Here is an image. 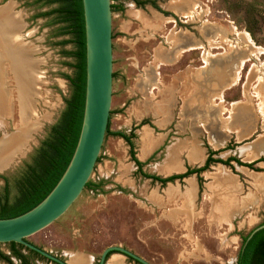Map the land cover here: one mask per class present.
I'll list each match as a JSON object with an SVG mask.
<instances>
[{"label":"rangeland","instance_id":"374dc122","mask_svg":"<svg viewBox=\"0 0 264 264\" xmlns=\"http://www.w3.org/2000/svg\"><path fill=\"white\" fill-rule=\"evenodd\" d=\"M150 2L110 0L113 75L108 131L132 134V154L146 174L164 177L201 166L209 149L214 159L233 157L253 162L251 167L233 160L229 165L211 162L198 175L160 184L141 176L127 143L107 133L88 178L98 186L84 187L62 215L27 239L64 261L69 248L82 247L93 252L96 264L104 247L119 245L150 264H234L241 238L264 222V152L256 156L264 151V112L254 107L262 118L261 131L253 113L252 128L241 135L235 130L236 138L227 134L216 109H210L218 97L227 99L235 92L216 97V88L205 84L203 98L209 108L203 115H184L179 111L182 94L174 91L163 103L167 108L173 100L172 115L157 116L155 88L163 89L172 74L178 84L177 72L185 61L198 56L206 69L219 52H230L239 43L250 46L254 59L263 57L250 75L264 76V0ZM58 6L51 0H0V156L12 152L9 162L0 166V205L16 202L27 166L71 94L65 76L72 78L75 72L74 35L62 29L66 22L55 19L52 10ZM221 33L233 34L235 40L222 42ZM187 35L199 37L203 44L190 45L200 47L198 53L181 57L185 43L180 40ZM173 47L179 53L176 65L155 62ZM212 73L222 79L218 70ZM256 142L250 153L242 154ZM0 250L7 254V243H0ZM28 257V264H52Z\"/></svg>","mask_w":264,"mask_h":264},{"label":"water","instance_id":"95a60500","mask_svg":"<svg viewBox=\"0 0 264 264\" xmlns=\"http://www.w3.org/2000/svg\"><path fill=\"white\" fill-rule=\"evenodd\" d=\"M81 8L85 83L81 123L73 152L54 186L36 205L19 215L0 218V243H17L56 264L68 263L33 244L27 237L62 215L84 188L102 145L111 99L110 0H81ZM262 227L264 222L253 227L247 238ZM110 251L127 256L139 264H150L119 245L104 247L96 264H103Z\"/></svg>","mask_w":264,"mask_h":264},{"label":"trees","instance_id":"16d2710c","mask_svg":"<svg viewBox=\"0 0 264 264\" xmlns=\"http://www.w3.org/2000/svg\"><path fill=\"white\" fill-rule=\"evenodd\" d=\"M51 1L59 3L58 8L52 10L57 13V18H55L57 22H66L67 26L62 29L74 35L72 42L75 44V50L71 54L76 58V62L72 66L74 67L75 72L72 78L65 76V79L68 81L72 90L70 96L65 99V108L62 111L59 120L57 123L50 126L47 137L44 139L42 145L37 148L36 155L32 158V165L27 166L29 173L25 175V186L20 190L16 202L11 206H7L5 201H3L0 205V218L13 217L29 210L50 191L70 159L80 128L85 83L84 29L81 0ZM132 1L136 5H141L144 2L152 4L150 0ZM111 7L112 6L110 5V8ZM153 7L156 8V6ZM107 133H111L108 131V121L105 130V134ZM111 134L121 137L127 143L129 146L130 159L137 166L138 173L141 176L149 178L152 181H157L160 184L172 182L176 179L180 180L191 174L198 175V173L205 170L211 162H220L224 165H229V162L233 160L238 165L246 167H251L253 163L240 162L233 157H228L225 160L218 158L214 159L211 155L215 152L209 149L201 166L186 167L181 173L171 174L164 177L154 174H146L141 171V163L132 154L130 141L132 134L127 135L119 131L112 132ZM263 159L264 157L260 160ZM97 161L98 156L96 158V162ZM198 181L200 182L199 178ZM97 186L98 184H90L88 180L84 185V187L91 188ZM3 198H5V196ZM247 234L241 238L234 264H264V227L253 232L249 238H247ZM7 248L9 251L7 254L0 251V261H3L5 264H13L11 257L15 258L19 264H28V256L31 258L33 257L32 259H40L50 262L37 253L14 242H7ZM24 251L29 255L25 254L26 252ZM111 252L114 251L108 252L107 255ZM128 259L132 260L131 258ZM133 262L139 264L135 261ZM51 263L56 264L54 262Z\"/></svg>","mask_w":264,"mask_h":264},{"label":"crops","instance_id":"0c3cea01","mask_svg":"<svg viewBox=\"0 0 264 264\" xmlns=\"http://www.w3.org/2000/svg\"><path fill=\"white\" fill-rule=\"evenodd\" d=\"M191 37L187 35L185 36V39L183 38L182 40H180L181 43H185L184 46L182 47L183 49H187L190 47V45H193L198 42L199 44H196V46L197 45L199 46L200 43L203 44L201 39H199V37L196 36L195 37L193 36V38ZM219 37L222 38V42L224 40L225 42H228L230 39L235 40L233 34L221 33ZM227 39L228 41H226ZM239 44L235 45V47H232V50L230 52H227L225 54L219 52L220 55L216 56L215 61L221 64H216V62L213 60L211 66L207 67L206 69L199 62L200 60L198 56L194 58V60L191 59L185 61L183 65L180 66V69L177 72L179 73L178 80H180L178 84L172 82L173 79L177 78L172 74L170 77V82L169 83L166 82L163 89L159 86H158L159 88H155L158 91L155 92L157 94V97L154 98V101L156 103L155 104L156 107L153 109L154 115L157 116L161 114L165 116L172 115L173 100L172 99L169 100L171 106L167 108L163 106L164 105L163 103H165V101L168 100L169 93H173L174 91L182 94V97L179 96L181 102L179 105L180 106L179 111H181L184 115L193 114V112L194 114L197 115L198 114L203 115L204 112L202 111L209 108V106L205 108V102L203 98V93L205 89L204 85L208 84L211 88L213 89L216 88L214 92L216 97L220 96L221 92L223 91H228L230 95H232L231 94L232 92H235L233 96H229L227 99H225L224 95H222L221 96L223 98L222 102H220L221 97H218L216 99L217 102L215 101V105L211 106L210 108V109H216L217 112L216 116L219 117L222 116L224 118L223 120L224 122H226L225 126L229 131L227 132V134L235 135V137L237 138L235 134V130H239L240 135L243 132H246L248 129L250 130L252 128V114L254 113V107L258 113L259 111L261 112L264 110V97L262 95L264 94V76L258 75L256 77H252L250 75V73H252L253 71L252 67L260 68L261 66L260 64L263 63L261 61V58L263 57H259L258 60L251 59L250 61L252 65L250 64V67L247 68V65L245 63L246 61L245 58L246 56L248 58L250 55H252L253 51L250 50L248 46L245 45L242 46L241 44L240 45ZM236 47L243 49H235ZM174 49L175 48L173 47V49L169 51L168 54L161 53L159 57L156 58L155 62H163L170 67L176 65V63L179 61V53H176L175 52L176 49L175 50ZM199 49L200 48H195V49L186 50L184 52H180L181 57H183V55L186 54V52L190 53L196 51L198 53ZM217 70L219 72L220 77L222 76L221 80L219 77H216L212 73V71H217ZM177 73H175V75ZM158 93L160 94L159 96ZM161 95L163 96L161 97ZM252 100L254 101V103ZM222 108L224 109V111H222ZM199 111H201V113H199ZM254 115L257 118L256 119L257 123L260 124L259 131H261L262 118L257 116L255 113ZM140 126L141 128L142 127L145 128L144 124ZM240 139H241L240 141H242L243 139H245V137L243 136ZM260 141H262V139ZM245 143L247 144L248 142ZM254 144L256 145L258 144V142L252 143L249 146L245 147L242 154L250 153V149H251L250 147H254ZM263 152L264 151L258 152L256 156L258 157V155ZM11 154L12 152L10 150L1 154L0 166H4L7 162H9V158ZM76 230L78 231V228ZM76 230L74 229V232L72 234L73 237L79 235ZM65 257H66L65 261L68 264H95L93 252L85 250L82 247L69 248L67 250V255ZM36 261L41 262L42 260L37 259L34 260L33 262L35 263ZM0 262L2 264H5L3 261ZM133 263H130V260L127 258V256H124L118 252H111L107 255L103 264H133Z\"/></svg>","mask_w":264,"mask_h":264},{"label":"bare ground","instance_id":"6f19581e","mask_svg":"<svg viewBox=\"0 0 264 264\" xmlns=\"http://www.w3.org/2000/svg\"><path fill=\"white\" fill-rule=\"evenodd\" d=\"M251 41V40H250ZM245 42H246V40H245ZM246 43H248V42H246ZM195 48H200V47H189V48H187V49H182L180 52H184V51H186V50H190V49H195ZM249 48H250V46H249ZM187 53V52H186ZM206 64V63H205ZM241 64H242V62H241ZM239 70V69H238ZM240 80V79H239ZM222 101V100H221ZM262 113L264 112V111H261ZM15 147H16V145H15ZM12 149V148H11ZM13 150V149H12ZM14 152V151H13ZM15 153V152H14ZM251 158H253V157H251Z\"/></svg>","mask_w":264,"mask_h":264},{"label":"built area","instance_id":"2783aa9c","mask_svg":"<svg viewBox=\"0 0 264 264\" xmlns=\"http://www.w3.org/2000/svg\"><path fill=\"white\" fill-rule=\"evenodd\" d=\"M181 18H182V19H183V18L185 19L186 16H181ZM181 18H180V19H181ZM229 42H230V41H229ZM219 47H221V46H218V48H219ZM233 47H235V45H233ZM261 53H262V52H261ZM248 58H249V59H248ZM248 58H246V60H247V59H248V60H250V59H254V56H253V55H250Z\"/></svg>","mask_w":264,"mask_h":264}]
</instances>
